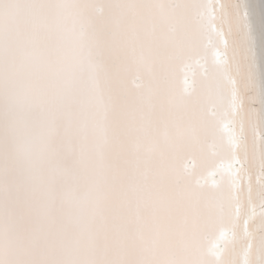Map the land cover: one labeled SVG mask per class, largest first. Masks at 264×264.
Listing matches in <instances>:
<instances>
[{
	"label": "snow or ice",
	"instance_id": "obj_1",
	"mask_svg": "<svg viewBox=\"0 0 264 264\" xmlns=\"http://www.w3.org/2000/svg\"><path fill=\"white\" fill-rule=\"evenodd\" d=\"M0 264H264V0H0Z\"/></svg>",
	"mask_w": 264,
	"mask_h": 264
},
{
	"label": "bare ground",
	"instance_id": "obj_2",
	"mask_svg": "<svg viewBox=\"0 0 264 264\" xmlns=\"http://www.w3.org/2000/svg\"><path fill=\"white\" fill-rule=\"evenodd\" d=\"M180 2H191V0H180ZM202 2L206 3H213L217 7L220 5H232L235 3H240V2H247V3H253V4H260L261 0H202ZM206 68L207 66L204 64V61H200L199 63L193 61L190 63V65L183 67L179 73V83L178 87L180 89H183L185 87L184 81L185 79L188 80L189 86L191 85L192 82H196L199 84L203 77L205 76L206 73ZM233 161L230 159V157L227 154H222L220 156H217L215 158L208 156L205 157L203 160L200 161V166L202 169H206L204 171V176L207 178V186L209 188L212 187L213 185V175L214 173L217 174V178L215 181H220L222 177H227L230 172H234L235 168H229L228 166L232 164ZM215 171L213 172V170ZM259 175L258 168L255 170L254 174L251 177V183L253 185V192H254V197L255 202L253 205H251L252 208L255 209V220L256 224H259V217H260V212H261V205H260V200L258 198V191H259V183L257 180V177ZM250 227L253 226L251 222H249ZM244 224L243 221L241 222V229H243ZM227 232V230H225Z\"/></svg>",
	"mask_w": 264,
	"mask_h": 264
},
{
	"label": "water",
	"instance_id": "obj_3",
	"mask_svg": "<svg viewBox=\"0 0 264 264\" xmlns=\"http://www.w3.org/2000/svg\"><path fill=\"white\" fill-rule=\"evenodd\" d=\"M235 167H239V165H236ZM214 177H215V179L217 178V174L216 173H214Z\"/></svg>",
	"mask_w": 264,
	"mask_h": 264
}]
</instances>
